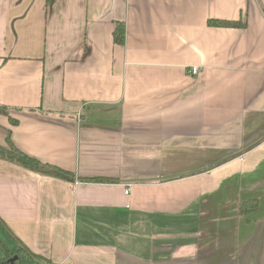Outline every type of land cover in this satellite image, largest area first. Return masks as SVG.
Instances as JSON below:
<instances>
[{"label":"crops","instance_id":"1","mask_svg":"<svg viewBox=\"0 0 264 264\" xmlns=\"http://www.w3.org/2000/svg\"><path fill=\"white\" fill-rule=\"evenodd\" d=\"M0 107L28 264H264V0H0Z\"/></svg>","mask_w":264,"mask_h":264},{"label":"trees","instance_id":"2","mask_svg":"<svg viewBox=\"0 0 264 264\" xmlns=\"http://www.w3.org/2000/svg\"><path fill=\"white\" fill-rule=\"evenodd\" d=\"M208 23L210 25H214V26H219V27H239L242 25V23L240 21H235V20H220V19H209ZM123 32H124V28H123V24H117V27L114 31V40L118 43H122L123 42ZM4 112L1 107H0V113ZM0 158L10 161L12 163L18 164L22 167H25L29 170L38 172L40 174H44V175H50L53 177H58L64 180H73L74 179V174H72L71 172H68L58 166L52 165V164H48V163H44L41 162L39 159L30 156L24 152H22L21 150H19L16 146H14L8 139L6 145H0ZM81 180H88V179H81ZM102 180H111L113 181V179H109V178H91L90 181H102ZM257 208V203L255 200L252 201H245L240 203L239 207H238V212L241 215H244L250 211H255ZM0 244L2 245V247L4 248V250L6 251V253L8 252L9 254L7 255L6 258H8V256L10 257L12 254L18 253L19 257H20V263L21 264H28L27 262V258H24V254L20 253V251H15L13 252L12 250L8 251L5 244L3 243V241L0 238ZM6 259H1L0 260V264H6Z\"/></svg>","mask_w":264,"mask_h":264},{"label":"built area","instance_id":"3","mask_svg":"<svg viewBox=\"0 0 264 264\" xmlns=\"http://www.w3.org/2000/svg\"><path fill=\"white\" fill-rule=\"evenodd\" d=\"M191 72H192V74H196V73L198 72V68H197V67H193V68L191 69ZM128 191H129V188H126V189H125V194H127ZM30 264H53V263H49V262H47V261H44V260H41V259L35 258V259H33V260L31 261Z\"/></svg>","mask_w":264,"mask_h":264},{"label":"flooded vegetation","instance_id":"4","mask_svg":"<svg viewBox=\"0 0 264 264\" xmlns=\"http://www.w3.org/2000/svg\"><path fill=\"white\" fill-rule=\"evenodd\" d=\"M11 257L12 259L8 263L13 264L14 262H18V263L20 262V257L18 254H13Z\"/></svg>","mask_w":264,"mask_h":264},{"label":"rangeland","instance_id":"5","mask_svg":"<svg viewBox=\"0 0 264 264\" xmlns=\"http://www.w3.org/2000/svg\"><path fill=\"white\" fill-rule=\"evenodd\" d=\"M0 236H1V235H0ZM1 239L4 241V243L7 244V240L4 238L3 235L1 236ZM7 245H8V244H7ZM12 250H14V251H20V253L24 254L23 251H22V248L19 247V246L14 247V249H12ZM24 255H25V254H24Z\"/></svg>","mask_w":264,"mask_h":264}]
</instances>
